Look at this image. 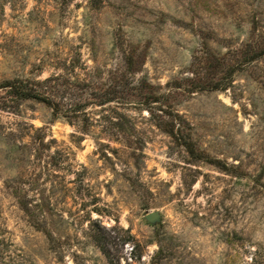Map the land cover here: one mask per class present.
Wrapping results in <instances>:
<instances>
[{
  "label": "rangeland",
  "instance_id": "1",
  "mask_svg": "<svg viewBox=\"0 0 264 264\" xmlns=\"http://www.w3.org/2000/svg\"><path fill=\"white\" fill-rule=\"evenodd\" d=\"M261 48L264 0H0V82L63 72L89 115L0 92V264H264ZM203 51L233 60L192 81Z\"/></svg>",
  "mask_w": 264,
  "mask_h": 264
},
{
  "label": "trees",
  "instance_id": "2",
  "mask_svg": "<svg viewBox=\"0 0 264 264\" xmlns=\"http://www.w3.org/2000/svg\"><path fill=\"white\" fill-rule=\"evenodd\" d=\"M264 54V48L258 49L250 59L252 60L256 57H259ZM126 62L130 64V58L125 57ZM233 59H227L226 57L216 56L211 53H207L203 51L201 55H193L191 61V72L190 77L193 78L192 81H199L198 76L202 73L203 70H209L213 72L217 71L218 67H225L226 65H230L229 61ZM242 61L237 60L234 61L232 66L237 63H241ZM74 65L72 64L69 67H66V73L69 75L70 71L74 69ZM67 75V76H68ZM127 79V78H126ZM228 83L230 82V76L228 77ZM206 81H208L206 79ZM127 82V81H126ZM208 82H212L211 80ZM207 82V83H208ZM219 80H216L215 83H211L212 89H225L227 88V84L220 85ZM210 84V83H208ZM77 85L70 81L68 77L65 76V73H53L43 79H31V78H21L14 77L12 79H4L0 82V92H3L2 96V104L3 106H7L9 102L13 103V109L19 107L22 101L25 100H36L44 103L48 106L53 115L57 117H67L69 118V122H72V117H82L89 116L85 110V103H79L77 101H73L71 103L64 104V99L69 98L74 94V89ZM83 89V88H82ZM196 89V86H192L190 89H183V91L191 92V90ZM172 89H168L167 92H161L159 95H155L153 97L154 101H159V104L154 107V112L157 111V126L161 128L163 131L169 133L174 139L179 143H183L186 149L189 152H193V147L189 143H193L190 139V136L186 133V125L182 115H180L176 110L173 109L170 105H167L166 100H168ZM139 94L135 93V95L139 98L138 100L141 102H148V92L145 90L144 93L142 91V87L139 88ZM148 93V94H147ZM93 101L97 105H103L112 100V97H109V92L106 94H101L95 96L93 95ZM162 99H164L162 101ZM11 104V103H10ZM8 104V106H11ZM65 105V106H64ZM171 107V108H170ZM150 113V111H149ZM81 114V115H79ZM84 133V131H83ZM102 143V142H101ZM41 144V143H38ZM42 145V144H41ZM39 155H42L39 152ZM46 163V162H45Z\"/></svg>",
  "mask_w": 264,
  "mask_h": 264
},
{
  "label": "water",
  "instance_id": "3",
  "mask_svg": "<svg viewBox=\"0 0 264 264\" xmlns=\"http://www.w3.org/2000/svg\"><path fill=\"white\" fill-rule=\"evenodd\" d=\"M155 216H156L155 213H149V214L147 215V219H149V220H153V219L155 218Z\"/></svg>",
  "mask_w": 264,
  "mask_h": 264
}]
</instances>
